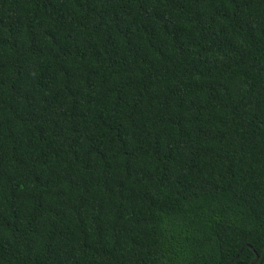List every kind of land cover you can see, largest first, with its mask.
I'll return each instance as SVG.
<instances>
[{
	"label": "trees",
	"instance_id": "1",
	"mask_svg": "<svg viewBox=\"0 0 264 264\" xmlns=\"http://www.w3.org/2000/svg\"><path fill=\"white\" fill-rule=\"evenodd\" d=\"M0 264H264V0H0Z\"/></svg>",
	"mask_w": 264,
	"mask_h": 264
},
{
	"label": "water",
	"instance_id": "2",
	"mask_svg": "<svg viewBox=\"0 0 264 264\" xmlns=\"http://www.w3.org/2000/svg\"><path fill=\"white\" fill-rule=\"evenodd\" d=\"M258 260H259V256L257 255V256H256V259L253 261V263L256 262V261H258ZM262 261H263V259H262ZM262 261H261V262H262Z\"/></svg>",
	"mask_w": 264,
	"mask_h": 264
}]
</instances>
